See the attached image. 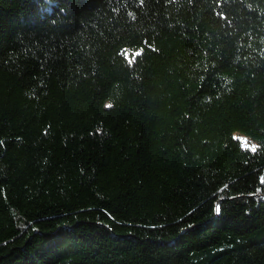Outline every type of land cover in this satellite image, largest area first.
<instances>
[{
	"label": "trees",
	"instance_id": "trees-1",
	"mask_svg": "<svg viewBox=\"0 0 264 264\" xmlns=\"http://www.w3.org/2000/svg\"><path fill=\"white\" fill-rule=\"evenodd\" d=\"M0 264H264V0H0Z\"/></svg>",
	"mask_w": 264,
	"mask_h": 264
},
{
	"label": "clouds",
	"instance_id": "clouds-1",
	"mask_svg": "<svg viewBox=\"0 0 264 264\" xmlns=\"http://www.w3.org/2000/svg\"><path fill=\"white\" fill-rule=\"evenodd\" d=\"M260 147V145L255 144L253 145L252 142H249V150L254 151L255 149H258Z\"/></svg>",
	"mask_w": 264,
	"mask_h": 264
},
{
	"label": "rangeland",
	"instance_id": "rangeland-1",
	"mask_svg": "<svg viewBox=\"0 0 264 264\" xmlns=\"http://www.w3.org/2000/svg\"><path fill=\"white\" fill-rule=\"evenodd\" d=\"M249 142H251V141L248 138H242L243 146H248L249 147Z\"/></svg>",
	"mask_w": 264,
	"mask_h": 264
}]
</instances>
